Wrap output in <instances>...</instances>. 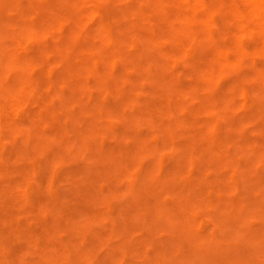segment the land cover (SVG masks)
Listing matches in <instances>:
<instances>
[{"label": "clouds", "instance_id": "1", "mask_svg": "<svg viewBox=\"0 0 264 264\" xmlns=\"http://www.w3.org/2000/svg\"><path fill=\"white\" fill-rule=\"evenodd\" d=\"M9 201L0 264H264V0H0Z\"/></svg>", "mask_w": 264, "mask_h": 264}, {"label": "rangeland", "instance_id": "2", "mask_svg": "<svg viewBox=\"0 0 264 264\" xmlns=\"http://www.w3.org/2000/svg\"><path fill=\"white\" fill-rule=\"evenodd\" d=\"M67 199L69 200H73L75 199L73 197V194L72 193H66V194H63ZM33 199H35V201L37 200L39 202V199L40 198H36L34 197ZM37 203H35L33 206H32V209L31 210H35L36 209V206H37ZM10 208H11V202H6L3 207H0V216L1 217H5L6 219L8 218V214L10 213ZM86 210V203L83 199H78L76 200V202L72 205H70L69 207H67L65 209V215L66 216H74V215H77L79 214L80 212L82 211H85ZM15 251L16 249H12V253L15 254ZM98 264H107V261L106 259L104 258H101L98 262Z\"/></svg>", "mask_w": 264, "mask_h": 264}, {"label": "bare ground", "instance_id": "3", "mask_svg": "<svg viewBox=\"0 0 264 264\" xmlns=\"http://www.w3.org/2000/svg\"><path fill=\"white\" fill-rule=\"evenodd\" d=\"M249 48L253 47V45H249L248 46ZM230 70V65L228 64H222L219 68V73L217 75V79H220L222 76H224L228 71ZM252 114H255V113H252ZM36 198H39V196H36ZM38 201L35 199H33L32 201V206L37 203ZM6 203V202H5ZM0 219H6L5 217H1L0 216Z\"/></svg>", "mask_w": 264, "mask_h": 264}]
</instances>
